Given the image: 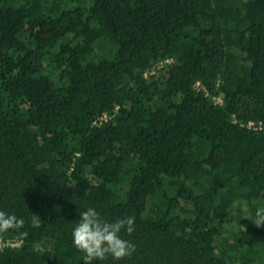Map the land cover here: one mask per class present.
Returning <instances> with one entry per match:
<instances>
[{
	"label": "trees",
	"instance_id": "1",
	"mask_svg": "<svg viewBox=\"0 0 264 264\" xmlns=\"http://www.w3.org/2000/svg\"><path fill=\"white\" fill-rule=\"evenodd\" d=\"M249 121L264 0H0V210L25 220L0 264H86L87 206L135 217V251L103 264H264Z\"/></svg>",
	"mask_w": 264,
	"mask_h": 264
},
{
	"label": "clouds",
	"instance_id": "2",
	"mask_svg": "<svg viewBox=\"0 0 264 264\" xmlns=\"http://www.w3.org/2000/svg\"><path fill=\"white\" fill-rule=\"evenodd\" d=\"M83 209L79 212V218L71 234L72 243L84 253L82 260L86 264H95L96 261L103 264L108 256L118 260L135 251V244L121 235L122 232L130 234L134 231V216L129 215L109 221L96 207L87 206ZM251 221L257 227L264 225V207L255 210ZM24 224V218L0 210V232L20 230ZM31 224L33 227H39L40 217L32 214Z\"/></svg>",
	"mask_w": 264,
	"mask_h": 264
},
{
	"label": "built area",
	"instance_id": "3",
	"mask_svg": "<svg viewBox=\"0 0 264 264\" xmlns=\"http://www.w3.org/2000/svg\"><path fill=\"white\" fill-rule=\"evenodd\" d=\"M155 71L156 69L153 68L149 72H147L145 76H147V74L152 75L155 73ZM196 86L199 87L200 84L196 83ZM216 101L220 102V98H217ZM108 119H109L108 115L104 114L102 117L98 119V121L102 122V121H107ZM242 126L246 127L247 129H251V130L264 131V124L262 122L249 121ZM21 243L22 242L18 240H14V239L4 240L0 237V249H3L5 247H10V248L20 247Z\"/></svg>",
	"mask_w": 264,
	"mask_h": 264
}]
</instances>
